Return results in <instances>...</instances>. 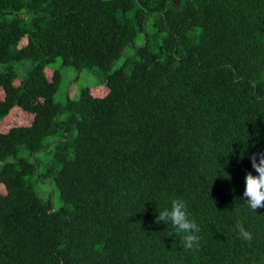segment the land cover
<instances>
[{"label": "trees", "instance_id": "trees-1", "mask_svg": "<svg viewBox=\"0 0 264 264\" xmlns=\"http://www.w3.org/2000/svg\"><path fill=\"white\" fill-rule=\"evenodd\" d=\"M57 59L107 92L56 101ZM0 64V118L32 114L0 131V264H264V207L243 196L264 152V0H0ZM173 198L195 250L155 222Z\"/></svg>", "mask_w": 264, "mask_h": 264}, {"label": "clouds", "instance_id": "clouds-1", "mask_svg": "<svg viewBox=\"0 0 264 264\" xmlns=\"http://www.w3.org/2000/svg\"><path fill=\"white\" fill-rule=\"evenodd\" d=\"M251 166L255 170L249 171L245 175V188L243 196L248 207L256 211L259 207H264V152L253 153L250 156ZM156 223L170 225V235H181V242L186 250H195L200 243V228L194 219L190 218L187 201L182 198H173L170 208L158 211L155 218ZM238 238L250 242L252 233L239 221L235 223Z\"/></svg>", "mask_w": 264, "mask_h": 264}, {"label": "rangeland", "instance_id": "rangeland-1", "mask_svg": "<svg viewBox=\"0 0 264 264\" xmlns=\"http://www.w3.org/2000/svg\"><path fill=\"white\" fill-rule=\"evenodd\" d=\"M143 38L139 36L136 39V45L141 44ZM132 49L129 48L126 51L125 55H122L120 59H118L115 63V67L119 66L125 59L127 54H131ZM30 64L28 61H25V64H18L16 66V70L18 73V77L15 80V83H18L22 78H24L27 74ZM5 65L0 64V70L4 69ZM53 69H59L62 74L61 79V86L57 93L55 94V100L61 103H64L69 98H76L80 92V90L84 87H89L92 94L97 96L104 95L108 88L106 84L102 82L101 75L95 73L94 69L92 68H83L81 71H77L73 67L63 66L61 64V60L57 59L51 67L47 68L46 70H50L51 72ZM49 71V72H50ZM32 114L23 110L19 106H15L11 111L4 117L0 118V131H7L9 127L13 125H25L31 123ZM43 167L40 166V170ZM35 189L44 196V198H48V194L52 191L53 200L57 203V194L58 191L56 188L52 186L49 180L43 182L40 181L38 184L35 185ZM0 191H4V186L0 183Z\"/></svg>", "mask_w": 264, "mask_h": 264}]
</instances>
